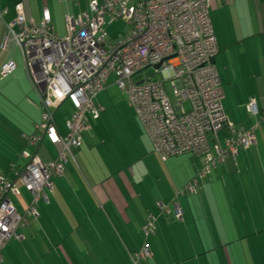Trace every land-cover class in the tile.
<instances>
[{
	"label": "crops",
	"instance_id": "0c3cea01",
	"mask_svg": "<svg viewBox=\"0 0 264 264\" xmlns=\"http://www.w3.org/2000/svg\"><path fill=\"white\" fill-rule=\"evenodd\" d=\"M92 1L101 0H0V122L11 124L9 134L0 130V178L17 189L21 184L27 208L31 195L15 174L24 163L12 165L9 154L31 149L28 140L41 123V92L17 47L1 51L6 29L15 21L17 6L36 26L47 11L55 30L89 12ZM210 20L219 48L215 66L224 114L234 130L248 128L256 120L247 105L253 103L259 115L264 112V0H219ZM9 62L17 69L4 77L1 68ZM10 77L22 82L16 89L22 96L5 90L8 85L1 81ZM94 104L100 118L91 121L81 149L54 181L49 206L41 204L38 217L20 230L22 239L5 249L4 264H129L145 243L149 218L156 221V234L147 241L152 258L144 264H264V124L248 152L228 160L197 196L184 197L179 191L196 177L200 162L192 156L162 161L115 77ZM62 108L53 111L54 124L65 138L73 110L58 124ZM227 136L225 130L220 138ZM35 153L45 165L58 159L47 139ZM175 205L180 220L173 216Z\"/></svg>",
	"mask_w": 264,
	"mask_h": 264
},
{
	"label": "built area",
	"instance_id": "2783aa9c",
	"mask_svg": "<svg viewBox=\"0 0 264 264\" xmlns=\"http://www.w3.org/2000/svg\"><path fill=\"white\" fill-rule=\"evenodd\" d=\"M218 1H92L89 12L67 19L65 38L55 32L47 11L36 26L26 20L22 6L16 7L15 21L6 29L1 51L15 45L29 76L40 88L41 123L37 134L28 140L29 146L35 148L47 139L58 150V159L50 165L43 164L37 156L23 154L28 164L21 183L34 197L26 217L37 216V202L47 201L45 191L52 189L54 179L63 177L68 158L82 147V135L91 129V121L100 118L101 110L94 100L106 91L111 77L126 93L154 152L164 162L182 156H192L200 162L196 179L179 192L180 196L197 195L218 166L255 145L264 114L259 115L256 106L248 104L247 111L256 122L248 130H234L223 111L224 95L215 66L219 48L210 20ZM107 23H122L130 33L109 42L104 29ZM157 66L161 68L156 70ZM16 69L14 62L4 64L1 75H11ZM148 70L158 80L147 81ZM167 83L180 98L174 106L165 90ZM66 104L74 113L66 123L68 133L64 138L58 135L53 111ZM225 130L228 136L222 144L219 136ZM19 196L14 184L0 178V263L6 243L11 239L20 241L22 237L17 232L26 226L25 217L11 202ZM160 208L171 215L166 206ZM173 216L182 218L176 205ZM155 234L156 221L149 218L143 236L149 239ZM151 258L144 243L129 264H144Z\"/></svg>",
	"mask_w": 264,
	"mask_h": 264
},
{
	"label": "rangeland",
	"instance_id": "374dc122",
	"mask_svg": "<svg viewBox=\"0 0 264 264\" xmlns=\"http://www.w3.org/2000/svg\"><path fill=\"white\" fill-rule=\"evenodd\" d=\"M55 27H56L55 30H56V33L58 34V36L60 38H65L66 32H67L66 31V24H64L63 22H61L60 24H58ZM104 29H105V32L107 34V37H108V41L109 42H115V41H117V39H120V38H122L124 36H127L130 33V28L128 26L122 24V23H115L113 25H108V23H107L105 25ZM18 51H19V49H18ZM19 53H20V51H19ZM19 55H21V53ZM21 58H22V55H21ZM15 65L17 66L16 63H15ZM152 73L153 72L150 71V70L146 71L145 72L146 77L149 78L152 75ZM10 78H11L10 80L7 79V80H4V81H1L2 84L7 83L6 85H8V88L7 89L4 88V86H6V85H3V88L5 90H9V91L13 92L17 96H22L23 95V91H21V92H17L16 91V89H17L18 86L20 88L23 87L22 86V82L21 83L20 82L17 83L16 81H18V80H15L13 77H10ZM156 78H158V77H156ZM3 88H2V90H3ZM165 90H166V92L168 94V97L170 98L173 106L176 105L178 102H180L179 96L176 95L173 92V89H172L170 83H168V84L165 85ZM11 92H3V94L6 93V96H8V95L11 94ZM69 108H71L70 105L69 104H66V105L63 106V108L61 109V111L57 114L56 122L58 124H63L64 123V117H65V115L68 114ZM185 109L187 111H189V105L188 104H185ZM0 115H1V113H0ZM0 121L3 122L1 119H0ZM1 122H0V130L6 133L7 132L6 127H10L11 124H9L8 122H5V123H1ZM4 126H5V129L2 128ZM19 186H20L19 188L22 190L23 197L21 196V198H19V199H13V203H14V206L17 208L18 213L24 217L26 211L24 213H22L21 209H22V207H24V208H26L25 210H27L26 201H25L26 195L24 196V190L21 187V184H19Z\"/></svg>",
	"mask_w": 264,
	"mask_h": 264
},
{
	"label": "trees",
	"instance_id": "16d2710c",
	"mask_svg": "<svg viewBox=\"0 0 264 264\" xmlns=\"http://www.w3.org/2000/svg\"><path fill=\"white\" fill-rule=\"evenodd\" d=\"M216 37V36H215ZM157 76H155V75H151L148 79H147V81H149V82H152V81H156V80H158V78H156ZM168 84V83H167ZM166 85V84H165ZM73 110V109H72ZM42 111V110H41ZM73 113H74V110H73ZM263 114H264V112H263ZM254 125V124H253ZM252 125V126H253ZM252 126H250V127H248V128H244V130H248V129H250ZM257 133V132H256ZM219 141L223 144L224 143V141H222L221 140V138H220V136H219ZM42 143H40V145H41ZM256 144V143H255ZM40 145L39 146H37V147H35V148H31L30 146V150H28V151H25V152H27V153H29V154H32L33 156H37L38 157V155L35 153V150H37L39 147H40ZM254 146V145H253ZM252 146V147H253ZM251 147V148H252ZM250 148V149H251ZM78 151V150H77ZM249 151V150H248ZM248 151H239V153H238V155L236 156V157H238L239 156V154L241 153V152H248ZM24 152V153H25ZM76 152V151H75ZM9 156H10V159L12 158L13 160H11L12 162H11V164L12 165H15V164H17L20 160H22L23 161V163H24V165H21V166H24L23 168H20V169H17V171H16V179H21V176H22V174L24 173V171H25V169H26V166H27V164H28V161L27 160H23V154H21V153H18V154H12V153H10L9 154ZM183 157V156H182ZM235 157V158H236ZM177 158H179V157H177ZM235 158H234V160H235ZM172 159V158H171ZM170 160V159H169ZM228 160H230V159H228ZM227 160V161H228ZM163 161V160H162ZM226 161V162H227ZM225 162V163H226ZM224 163V164H225ZM26 164V165H25ZM223 164V165H224ZM223 165H221V166H218V168H217V170L215 171V173L219 170V168L220 167H222ZM201 167V166H200ZM200 169V168H199ZM199 171V170H198ZM214 173V174H215ZM197 174H198V172H197ZM213 174V175H214ZM196 177H197V175H196ZM196 177L193 179V180H195L196 179ZM211 177V176H210ZM2 179H4L5 181L7 180V181H10L9 179H7V178H4V177H1ZM209 178V177H208ZM207 178V179H208ZM58 179H60V178H58ZM58 179H54L53 181H52V189L51 190H46L45 191V195H46V197H47V201H45V200H43V199H40L38 202H37V204H36V212H37V216H29V217H26V216H24L25 217V219H26V226H27V224H28V219H33V218H37L38 217V214H39V207H40V205L41 204H43V205H45V206H49V193H52L53 192V189H54V181H56V180H58ZM206 179V180H207ZM193 180L191 181V182H193ZM205 180V181H206ZM204 181V182H205ZM11 182V181H10ZM190 182V183H191ZM12 183V182H11ZM189 183V184H190ZM13 184V183H12ZM188 184V185H189ZM204 184V183H203ZM203 184H202V186H203ZM15 185V184H14ZM188 185H186L182 190H184ZM16 186V185H15ZM202 186L200 187V189L202 188ZM24 187V186H23ZM25 188V187H24ZM26 189V188H25ZM199 189V190H200ZM181 190V191H182ZM199 190H198V193H199ZM27 191V190H26ZM181 191H179V192H181ZM28 192V191H27ZM29 193V192H28ZM198 193H197V195H198ZM30 194V193H29ZM31 195V194H30ZM197 195H195V196H197ZM185 196H187V197H195V196H191V195H184V197ZM21 197V195L19 196V197H16V198H12L11 199V202H12V204H13V206H14V203H13V199H19ZM34 203V197L31 195V201H30V204H29V206H28V208H27V210H26V213L29 211V209L34 205L33 204ZM15 207V206H14ZM16 208V207H15ZM16 210H17V208H16ZM25 213V214H26ZM171 216V215H170ZM23 217V216H22ZM177 220V219H176ZM146 223H147V221H146ZM145 227H146V224H145ZM144 227V228H145ZM23 228H25V226H21L20 228H19V230H18V234L21 236V234H20V230H22ZM151 238V237H150ZM144 239H146L145 237H144ZM149 239H146L145 240V243H147V241H148ZM12 242H18V241H16L15 239H11L9 242H7L6 243V245H5V247H4V249L2 250V252H1V255H2V262L0 263V264H4V251H5V249L8 247V245L10 244V243H12ZM147 245H148V243H147ZM149 247V246H148ZM137 253V252H136Z\"/></svg>",
	"mask_w": 264,
	"mask_h": 264
},
{
	"label": "water",
	"instance_id": "95a60500",
	"mask_svg": "<svg viewBox=\"0 0 264 264\" xmlns=\"http://www.w3.org/2000/svg\"><path fill=\"white\" fill-rule=\"evenodd\" d=\"M160 68H161V66H157L155 69H156V70H159Z\"/></svg>",
	"mask_w": 264,
	"mask_h": 264
}]
</instances>
